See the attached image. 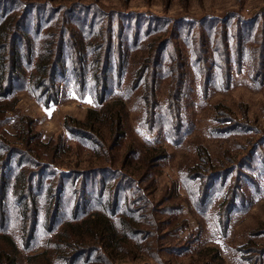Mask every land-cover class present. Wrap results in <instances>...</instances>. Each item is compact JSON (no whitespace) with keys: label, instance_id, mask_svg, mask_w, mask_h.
Listing matches in <instances>:
<instances>
[{"label":"rangeland","instance_id":"374dc122","mask_svg":"<svg viewBox=\"0 0 264 264\" xmlns=\"http://www.w3.org/2000/svg\"><path fill=\"white\" fill-rule=\"evenodd\" d=\"M75 1L53 3L79 9L68 12L74 38L93 5L111 13L118 33L127 36L117 51L122 84L115 79L107 96L124 103L121 128L100 113L95 129L78 124L101 105L72 79L59 77V103L45 105L42 94L30 87L33 72L28 70L29 87L0 94V152H13L14 168L22 160L24 176L32 172L36 186L42 178L47 184L48 171H57L55 180L62 169L73 174L68 178L76 183L64 193L68 206L58 221L69 217L78 196L74 191L84 181L88 208L117 204L107 213L117 223L118 240L109 242L110 249L101 238L90 243L99 249L94 253L101 264H264V0ZM34 19L25 24L28 33L36 28ZM44 23L42 30H49ZM142 67L146 83L138 86ZM152 69L154 96L148 79ZM20 170L7 189L3 223L0 214V231L18 242L16 264H47L29 260L41 253L48 257L47 250L53 264L59 259L90 264L93 250L86 254L87 246L76 240L74 248H64L67 257L58 255L60 248L52 252L49 245L57 236L50 238L57 229L48 231L50 219L43 213L29 245L14 234L25 206H34L28 194L15 192ZM8 172L3 168L0 184ZM122 214L128 222L123 228Z\"/></svg>","mask_w":264,"mask_h":264},{"label":"trees","instance_id":"16d2710c","mask_svg":"<svg viewBox=\"0 0 264 264\" xmlns=\"http://www.w3.org/2000/svg\"><path fill=\"white\" fill-rule=\"evenodd\" d=\"M50 1L0 0V94L5 97L12 94L16 89L29 87L26 85L25 78V73L29 70L33 72V79L31 80L30 87H33L34 90L42 94V97H44L43 102L48 106L51 103H59L61 87L58 78H67V80L72 79L73 82L78 81L82 89L89 90L90 93L92 92L93 96L98 98V103L101 105L100 110L89 109L86 119L84 121L77 120V123L95 129L96 126L94 121L99 119L98 115L100 113L103 115H110L108 120H113V123L118 126V128H121L125 116V113H123L124 103L122 101L110 102L107 100V96L115 84V79L116 81L119 80L117 85L120 86L122 84L121 77L124 73V67L121 66V54L119 52L117 55V51H122V40L123 38L127 40V36L124 37L120 31L118 33L117 25L115 26L111 13H105L101 11L97 5H93V10L86 11L83 17H81L80 25L78 26V38H74L75 34L72 29H68L67 23L71 18L73 20L71 14L79 9H75V7L72 8L74 5H70L69 7L71 8H69L66 4L62 3H55L56 5H60V7L56 8L53 3L70 1L71 4H73L76 1ZM44 11L48 12V18L42 16ZM62 12H65L66 15L60 16ZM32 16L35 18L34 23L36 24V28L33 33H28L25 31V24ZM42 20L45 22V28L50 24L49 30H42ZM58 22H60V24H58ZM54 25L55 28L51 29ZM72 34L74 35L72 36ZM117 36L121 39L118 40V43L119 41L120 43L116 45L115 38ZM140 36L141 31H138L136 37ZM23 38L24 40L22 41ZM21 41L23 42L22 44H20ZM124 44L126 45L127 42L124 41L123 45ZM117 57L120 63L119 78H116L114 75L115 69L113 65ZM145 70L146 68L144 67L137 70V74L140 76L138 86L143 83L142 81L146 83V78L144 77ZM8 76H10V80ZM155 77L156 69L150 70L148 79L153 96L155 92ZM69 130L73 132L74 129ZM21 163L22 160L19 161V165L14 168L12 165L13 152L7 151L4 155L0 152V174L1 171L3 173V168H8L9 170L8 173L2 176V182L0 184V214L2 217V221H0L2 223L6 219L4 205L7 197V189L11 187L12 178L19 172ZM20 171L16 179H14L15 182H13L15 189L19 187L15 192L18 190L19 196L28 194L26 195V199H28L27 197H31L33 200L30 199V202L33 203L34 206H25L26 210L24 217L22 215L20 218L18 222L19 227L14 230V234L19 236V239H21L22 243L26 246L29 245L31 240L35 237L38 218L40 214L43 213L44 216L50 219H48L50 221L48 231L53 233L57 229V232L50 238L52 239L54 235L55 237L57 236V239L52 240L49 245L50 249H54L52 251L53 253H55L57 248H60V253H58V255L67 257V255H65L67 251L63 255L66 246L74 248L71 244L72 240L75 242V245H77L76 241H79V246H81V243L87 246V248L83 249H86V251H83L86 254H89L90 251L93 250L91 252L92 256L88 255L87 257L88 260L92 258L90 264H101L99 262L101 258H99L98 253H94L99 249L97 247L94 248V244V247H91L90 243L101 238L104 248H108L109 244H111L109 242L114 239L118 240L117 230L119 228L116 226L117 223L112 221L110 215L107 213L110 211V207L114 212L117 204H113L114 207L106 203L96 208H88L86 206L87 183L84 181L82 182V188L75 189L74 191L78 196L76 203H74L73 207L70 209L71 212L69 217L62 221H58L61 212L68 206V194L64 195V193L67 191L70 184L75 186L76 183L74 177L69 181L68 177L73 176V174H69L62 169V172L59 173V180H55L53 177L54 175L56 176L57 171H48L47 173L51 178L47 184H45L46 180L42 178L41 180L39 179L38 185L36 186L32 172L26 177L24 176L23 168H21ZM45 173L46 171L44 174ZM4 177L6 179H4ZM35 188L37 192L36 197L34 194L32 195ZM118 188H120V186H118L117 189ZM54 193L56 196L54 199L55 202L52 205ZM81 197L84 199L82 203ZM39 198L43 199L41 204ZM49 199L51 203L50 206L47 205ZM62 199L65 200V204ZM52 207L53 209L55 208L54 211L51 210ZM49 215H51V217ZM123 216L124 214L118 217V224L122 228L125 226L126 222ZM126 223L128 224V222ZM55 224L59 227L57 228ZM0 226H2L1 223ZM61 231L64 233V236L58 237V232ZM62 250L63 252L61 253ZM19 254L20 250L17 239L11 233L2 229L0 231V264H16L18 260L17 255L19 256ZM47 254L48 257H46V253L32 255L29 260H34L33 262L38 263H42L41 261L43 260L47 262V264H53L49 257L50 251L47 250ZM61 263L63 262H61L60 259L56 262V264ZM87 263L89 262L87 261Z\"/></svg>","mask_w":264,"mask_h":264}]
</instances>
